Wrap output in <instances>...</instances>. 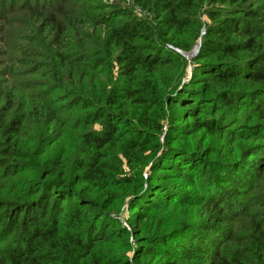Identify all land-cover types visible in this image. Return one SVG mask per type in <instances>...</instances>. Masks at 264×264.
Listing matches in <instances>:
<instances>
[{
    "label": "trees",
    "instance_id": "16d2710c",
    "mask_svg": "<svg viewBox=\"0 0 264 264\" xmlns=\"http://www.w3.org/2000/svg\"><path fill=\"white\" fill-rule=\"evenodd\" d=\"M263 178L264 0H0V264H264Z\"/></svg>",
    "mask_w": 264,
    "mask_h": 264
},
{
    "label": "rangeland",
    "instance_id": "374dc122",
    "mask_svg": "<svg viewBox=\"0 0 264 264\" xmlns=\"http://www.w3.org/2000/svg\"><path fill=\"white\" fill-rule=\"evenodd\" d=\"M189 56V55H186ZM194 146H206L203 137L198 135L196 139L191 138ZM231 149H238L239 146H244L243 142L232 143L230 139L227 141ZM247 150L243 152L246 154ZM245 156V155H242ZM258 156L243 157L242 159L232 160L231 157H227L225 160L231 161L230 169H235L234 162H246L255 161ZM217 160L215 157H209L205 163L204 170L200 171V178L196 186L193 183H188L185 188L181 189V192H185L184 195L190 200L189 203H174L175 206L169 207L167 201L156 204L153 210L149 214H146V218H142L143 222L152 226L154 229L160 230L166 236L174 228H176L179 222H191L201 218L204 210L206 209V203L202 201L203 198L207 197V193L217 189L223 188L219 185L217 180V171L213 167ZM201 170V169H199ZM219 186V187H218ZM253 187L257 191L258 196L264 194V178L254 182ZM128 209L125 207L124 212L127 213ZM122 223L126 225L127 223L123 220ZM165 241V240H164ZM164 241L162 243H164ZM168 241V239H167Z\"/></svg>",
    "mask_w": 264,
    "mask_h": 264
},
{
    "label": "water",
    "instance_id": "95a60500",
    "mask_svg": "<svg viewBox=\"0 0 264 264\" xmlns=\"http://www.w3.org/2000/svg\"><path fill=\"white\" fill-rule=\"evenodd\" d=\"M198 47H200V43L198 44ZM198 53V48H196L195 50L191 51L190 53H187L186 55L189 56H195Z\"/></svg>",
    "mask_w": 264,
    "mask_h": 264
}]
</instances>
